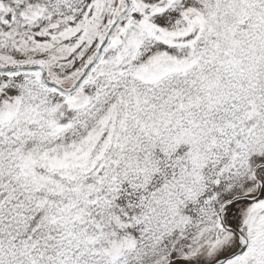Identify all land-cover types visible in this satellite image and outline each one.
<instances>
[{
	"label": "snow or ice",
	"instance_id": "obj_1",
	"mask_svg": "<svg viewBox=\"0 0 264 264\" xmlns=\"http://www.w3.org/2000/svg\"><path fill=\"white\" fill-rule=\"evenodd\" d=\"M0 264H264V0H0Z\"/></svg>",
	"mask_w": 264,
	"mask_h": 264
}]
</instances>
